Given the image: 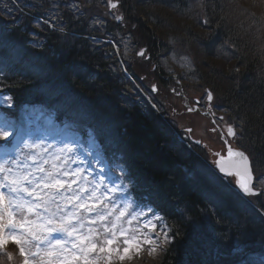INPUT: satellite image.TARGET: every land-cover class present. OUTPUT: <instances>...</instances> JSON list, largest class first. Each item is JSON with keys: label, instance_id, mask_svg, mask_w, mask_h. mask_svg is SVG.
Returning <instances> with one entry per match:
<instances>
[{"label": "trees", "instance_id": "1", "mask_svg": "<svg viewBox=\"0 0 264 264\" xmlns=\"http://www.w3.org/2000/svg\"><path fill=\"white\" fill-rule=\"evenodd\" d=\"M140 1L127 0L123 7L131 15L127 22L130 29L135 26L134 37L152 47L154 55L162 50L191 55L197 90L210 89L228 112L239 128L238 142L250 156L256 175L264 176V24L252 8L231 0ZM68 25L62 36L67 44L73 40L70 33L76 29L75 20L68 18ZM48 40L52 50L62 52L59 40L57 45L51 44V37ZM85 55L91 61V72L83 81L74 76L67 81L87 96L90 88H98L99 101L113 108L119 86L108 77L102 79L107 73L102 55ZM94 74L99 77L92 78ZM9 87L18 99L28 84L17 78ZM125 111L127 116L119 121L116 132L123 133L126 158L136 181L149 182L159 201L171 198L177 212L170 221L175 242L156 264H219L232 252L264 246V225L255 224L252 215L244 213L251 208L220 190L209 173L196 174L198 163L191 158L177 159L174 151L180 147L156 122L153 112L147 120L135 110L136 118L128 120L134 117L132 108ZM260 199L264 202V196Z\"/></svg>", "mask_w": 264, "mask_h": 264}, {"label": "snow or ice", "instance_id": "2", "mask_svg": "<svg viewBox=\"0 0 264 264\" xmlns=\"http://www.w3.org/2000/svg\"><path fill=\"white\" fill-rule=\"evenodd\" d=\"M108 5L116 9L118 0H108ZM114 19L123 21L119 15ZM152 91H157L155 85ZM206 95L210 103L213 94ZM11 100L4 98L6 107ZM209 113L215 117L211 109ZM86 134V144L79 136L53 143L0 113V141L5 142L0 144V256L8 262L14 259L6 251L9 245L16 248L20 264H122L145 248L152 255L172 242L163 216L132 193L122 158L113 154L109 164L95 130L88 128ZM226 134L237 137L230 124ZM215 155V169L222 177H236L240 193L264 194L254 187L251 162L243 151L229 145L226 155ZM259 184L264 185V176Z\"/></svg>", "mask_w": 264, "mask_h": 264}, {"label": "rangeland", "instance_id": "3", "mask_svg": "<svg viewBox=\"0 0 264 264\" xmlns=\"http://www.w3.org/2000/svg\"><path fill=\"white\" fill-rule=\"evenodd\" d=\"M83 1V5H86V7L88 5H92V7L95 9V11H102L104 14H106L105 11L100 9V0H95V1H91V0H86L88 1V3H85V0ZM143 0H141L140 2H142ZM234 3H242L244 6H246L247 8H252L251 10L254 11L256 17L258 18V20H260L263 24H264V0H231ZM88 10L91 11L92 8H90V6L88 7ZM87 12V11H86ZM121 16V14L115 13L113 14L112 12L109 13V15H104L103 21H99L96 20L94 17L88 15L85 16H81L80 20H81V24H84L86 27V31L85 33L87 34L88 32H94V30L98 31L97 33L100 34L99 36H101L103 39L106 40H110L109 42L116 46L115 52L112 50V52L110 53V55H115L116 56V62L110 61L112 62V65L108 66V71L110 73L111 77L116 78L118 81H126L128 80V76L129 75L131 78L133 77H137V76H141L143 74H147L149 71V67H150V63L149 60H145L144 57L142 58L141 56L139 57L138 52L140 50H142V48L144 47L143 44H145V41H143L140 37H138L137 35L134 38H131L130 40H127V43L123 45V51L119 48V44L116 45V42H118L120 40V36L116 34V30H118V25L120 24L117 23L116 21H114V17L115 16ZM131 16V15H130ZM125 18V17H123ZM129 19V18H127ZM105 23L107 25L106 29L112 33V36H109V39L107 38V36L105 34H103L105 28L103 25H101V23ZM110 22V24H109ZM123 21H122V25H123ZM116 26V27H115ZM125 31V30H122ZM123 33V32H122ZM131 37V35H130ZM99 42V41H98ZM103 42V41H102ZM122 42V40H121ZM98 45L96 44H91L88 45V47L90 48V50L96 52V48ZM99 53H101V48L98 51ZM123 52V53H122ZM148 54H150L148 52ZM179 54H177L176 52H170L169 55H164L163 59H162V64L164 66V68L167 70L168 74H174L176 75L177 72L180 75H183L185 78V84L188 87V83H187V79H188V75L190 74V70L191 68V63H192V59L186 55V59L183 57H178ZM163 56V55H162ZM111 56H108L107 60H109ZM131 70V72H129ZM127 74V75H126ZM130 83V81H129ZM131 84V83H130ZM132 88H135V86L133 84H131ZM198 85H196L197 87ZM137 90H140V88L137 86ZM139 91L137 92V96H138ZM193 124L194 129L192 136L195 140H203L206 141L210 135L209 129H210V124H209V120L208 118H204L202 115L200 116H196ZM190 128V127H189ZM183 129V127H182ZM167 245V244H166ZM164 245L163 248L166 246ZM147 247V246H146ZM161 250L157 251L156 253L150 255L149 259H153L154 257H156V255L160 252ZM9 252H12L14 254V258L17 260V254L14 250L13 246H9ZM144 252H147L146 248L145 251H143L142 253H140L139 256H136L135 254H132L131 258H126L125 261L122 262V264H139L138 262H140L141 264H150V263H145L146 261L144 260H140L143 259L142 257L145 255ZM148 253V252H147ZM144 261V263H143ZM11 264H17L14 259L10 262Z\"/></svg>", "mask_w": 264, "mask_h": 264}]
</instances>
